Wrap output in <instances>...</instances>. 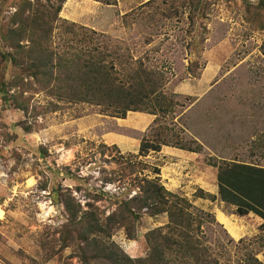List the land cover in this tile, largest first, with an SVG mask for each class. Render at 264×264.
Here are the masks:
<instances>
[{"label":"rangeland","instance_id":"374dc122","mask_svg":"<svg viewBox=\"0 0 264 264\" xmlns=\"http://www.w3.org/2000/svg\"><path fill=\"white\" fill-rule=\"evenodd\" d=\"M19 1L2 0L0 28ZM259 1L199 0L194 21L182 0H111L110 5L65 0L59 14L103 35L122 54L129 52L133 63L159 71L165 93L186 105L169 124L200 144L202 152L162 147L143 161L160 170L168 191L212 214L214 222L203 227L200 237L216 264H243L249 256L264 264L262 220L252 214L240 218L220 201L194 197L198 189L217 195V171L206 164L209 158L264 168V13L257 11ZM0 50L3 56L10 51L1 44ZM6 71L14 73L12 66ZM16 97L27 110L0 97V264H77L72 250H62L57 242L68 220L57 191L71 193L84 205L88 191L102 187L103 169L121 170L119 156L138 154L155 117L128 113L117 119L89 104L56 107L36 87ZM101 145L118 151L101 154ZM145 174L152 176V168ZM102 191L113 197L135 193L129 180ZM98 205L106 215L113 209L105 200ZM167 221L166 216L145 218L136 225V240L123 229L111 240L130 258H144L145 234Z\"/></svg>","mask_w":264,"mask_h":264},{"label":"trees","instance_id":"16d2710c","mask_svg":"<svg viewBox=\"0 0 264 264\" xmlns=\"http://www.w3.org/2000/svg\"><path fill=\"white\" fill-rule=\"evenodd\" d=\"M94 1L113 4L111 0ZM182 1L191 7L194 21L199 0ZM64 3L65 0H20L6 24H1L0 44L10 50L4 56L0 50L3 103L23 112L27 107L17 99V92L22 96L36 87L51 97L56 107L57 103L89 104L99 108L102 115L117 119H125L128 113L155 119L138 154L119 156L121 170L103 169L102 187L89 190L90 199L84 205L71 193L57 191L55 197L68 217L57 242L62 250H72L71 258L77 259V264H216L210 247L200 237L203 227L214 222L212 214L168 191L161 183L160 170L143 161L162 147L202 152L200 144L187 140L169 124L186 105L178 100L179 96L165 93V79L159 71L142 61L133 63L129 52L122 54L118 47L112 48L103 35L61 20ZM1 4L2 0L0 11ZM257 11L264 13V0L259 1ZM7 66H12L13 74L6 71ZM100 149L101 154L118 151L116 146L101 145ZM206 164L217 171V195L198 189L194 197L220 201L240 218L252 214L263 221L264 230V168L212 158ZM151 168L152 176L146 175ZM127 180L132 182L134 194L128 191L113 197L102 191L107 185ZM104 200L113 208L107 215V209L98 205ZM161 216L167 217V224L145 234L148 253L144 258H130L111 240L120 229L129 240H136L137 223ZM243 264L262 263L249 256Z\"/></svg>","mask_w":264,"mask_h":264},{"label":"water","instance_id":"95a60500","mask_svg":"<svg viewBox=\"0 0 264 264\" xmlns=\"http://www.w3.org/2000/svg\"><path fill=\"white\" fill-rule=\"evenodd\" d=\"M7 61H8V59H7Z\"/></svg>","mask_w":264,"mask_h":264}]
</instances>
